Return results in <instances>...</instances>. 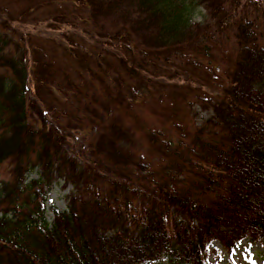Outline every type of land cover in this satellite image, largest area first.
I'll return each mask as SVG.
<instances>
[{"label":"trees","instance_id":"16d2710c","mask_svg":"<svg viewBox=\"0 0 264 264\" xmlns=\"http://www.w3.org/2000/svg\"><path fill=\"white\" fill-rule=\"evenodd\" d=\"M46 2L75 31L0 5V264H210L215 242L264 244V0ZM226 33L231 68L196 92L210 116L183 127L172 91L216 74L199 57Z\"/></svg>","mask_w":264,"mask_h":264},{"label":"rangeland","instance_id":"374dc122","mask_svg":"<svg viewBox=\"0 0 264 264\" xmlns=\"http://www.w3.org/2000/svg\"><path fill=\"white\" fill-rule=\"evenodd\" d=\"M62 1L64 2L65 0ZM27 3L36 4V6H31V7H35V9H37L35 11L36 12L38 11V14L35 15L36 18L32 17L31 22L37 26V30H39V32H45L48 24L49 25L55 24V27L58 28L55 32L57 33L56 35H58L59 33L68 34L69 32L75 31L74 28H72L71 26L69 25L61 26L60 24L54 22L53 20L54 15L58 14L59 12H63V9L66 10L65 7H59L60 5L58 6L57 4L56 5L50 4V2H46V0H31V1L30 0H0V5L4 4L9 6L7 8L12 13L18 11L22 7H25ZM47 3H49L48 6ZM197 18L199 19V17ZM31 28L32 26L29 27V29ZM218 38H219L217 40L219 41L218 44L212 42L214 46H209L211 49L209 48L208 51L211 55L208 56L200 55L199 57L200 60L205 65H207L208 63L213 65L216 74L213 75V73L210 71L198 69L197 76L196 77L191 76L189 79L190 81H194L191 88H188V90H185L187 88L185 89L181 88L178 89L177 92L172 91L174 92L173 93L174 95H177L175 97L177 108H175V106L174 108L178 111L177 115L183 127H187V125L193 127L194 124L199 125L202 123V121H204L210 116V114L207 111L203 110L202 106L199 105L197 100L195 99L197 97L196 92L198 91L203 96H205V94L209 96L211 94L209 84L213 83V78L214 79L221 78L220 81L222 80L223 77L225 78V74L228 73L227 72L228 69L231 68V64L236 58V54H235L236 47L233 41V37L229 33H226L222 36H218ZM183 78L184 77H175L170 79L169 76L164 75V76H160L159 80L161 81V83L175 85L176 84L175 82H178V79H180L179 84L181 85L183 81H185ZM197 81L199 83L196 84ZM200 83L204 84V86H202ZM197 88L199 89L201 88L202 92ZM186 95L188 97V100L191 101L192 103L194 102L195 99V106L193 108L194 110H196L195 114H198L197 118H195L196 116H194V114L192 117L191 113H189L188 106L183 104ZM171 125H172L171 123H168L164 127L168 131ZM148 154L149 153H147V155ZM2 172L5 173V171L3 170ZM71 191H72L71 187H64L63 181L57 182L54 185L51 192L49 193V200H48L49 206L54 205L58 209L64 210L67 206V197L69 196ZM211 252L212 255L210 257V264H264V244L262 243L250 244L248 241H245L241 244V246L237 249V251L233 255H228L223 251L222 246L218 242H215L211 247ZM153 264H167V263L159 262Z\"/></svg>","mask_w":264,"mask_h":264}]
</instances>
